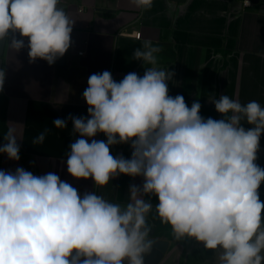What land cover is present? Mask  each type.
I'll list each match as a JSON object with an SVG mask.
<instances>
[{"label": "clouds", "instance_id": "9594fccd", "mask_svg": "<svg viewBox=\"0 0 264 264\" xmlns=\"http://www.w3.org/2000/svg\"><path fill=\"white\" fill-rule=\"evenodd\" d=\"M150 9L153 0H132ZM60 0H0V39L11 33L28 38L29 55L52 64L70 46L72 21ZM249 5V0H245ZM20 48L23 40H14ZM159 47L145 41L133 58L146 68L116 82L110 71L91 74L83 92L88 117L69 116L73 134L67 172L91 178L103 187L119 174L142 176L131 186L125 207L86 193L53 173L43 176L18 167L0 170V264H143L150 246L146 216L152 204L139 194L158 198L156 212L177 237L188 236L207 249L220 248L221 264H262L264 202L259 188L264 168L256 161L264 133V107L241 104L228 95L213 99L224 118L201 116V103L189 107L183 95H169L172 73L157 66ZM0 72V86L3 84ZM244 120L252 127L241 125ZM64 129V119L53 121ZM98 133L107 142L89 139ZM41 133L33 143H42ZM0 153L20 159V146L9 129ZM130 143L131 159L114 157L110 147Z\"/></svg>", "mask_w": 264, "mask_h": 264}, {"label": "crops", "instance_id": "0c3cea01", "mask_svg": "<svg viewBox=\"0 0 264 264\" xmlns=\"http://www.w3.org/2000/svg\"><path fill=\"white\" fill-rule=\"evenodd\" d=\"M61 2L72 21L65 66H59L56 59L49 64L31 58L28 38L8 34L0 93L8 98L7 126L14 130L20 159L11 160L0 153V170L15 172L22 167L37 176L53 173L76 188L81 198L86 193L96 194L122 208L131 202V186L142 187V176L119 174L100 187L91 178L76 179L67 172L69 146L80 138L73 134L68 117H88L83 92L91 74L108 70L116 82L130 72L142 76L149 66L134 59L133 53L137 48L143 50L145 41L161 49L155 53L157 66L172 73L167 81L169 95H183L189 107L199 101L205 119L224 118L212 103L221 95L241 104L255 100L264 107L263 1L253 0L247 5L245 0H153L147 10L132 0ZM134 31H141V37L134 36ZM14 40H23V46L14 47ZM57 118L64 119L67 127L56 128L53 121ZM241 125L252 127L244 120ZM41 133L45 134L44 141L33 143ZM87 139L107 142L103 133ZM110 153L131 159L132 148L130 143L116 144L110 147ZM256 163L264 168V133ZM259 193L264 202V182ZM139 198L150 202L152 208L158 204L152 194L141 193ZM183 237L182 243L176 240L172 244L170 240L159 264H168L165 259L176 246L181 248L179 264H221L222 249H207L195 238ZM127 263L125 259L123 264Z\"/></svg>", "mask_w": 264, "mask_h": 264}, {"label": "water", "instance_id": "95a60500", "mask_svg": "<svg viewBox=\"0 0 264 264\" xmlns=\"http://www.w3.org/2000/svg\"><path fill=\"white\" fill-rule=\"evenodd\" d=\"M262 1L264 2V0H256V3ZM64 7L65 4L62 3L60 0L58 8L63 9ZM7 37L8 35L0 39V71L3 63L2 56L7 42ZM56 62L59 66H65L67 63L66 52L62 57L56 58ZM145 242L148 243L150 246L144 253L141 254L143 264H159V262H161V260L165 257L166 252L168 251V248L170 246V240L165 237L156 236L155 228H151L148 237L145 239ZM127 264H129V262Z\"/></svg>", "mask_w": 264, "mask_h": 264}, {"label": "trees", "instance_id": "16d2710c", "mask_svg": "<svg viewBox=\"0 0 264 264\" xmlns=\"http://www.w3.org/2000/svg\"><path fill=\"white\" fill-rule=\"evenodd\" d=\"M7 108H8V98L6 95L0 93V145L3 146L7 141L4 139V136L8 132L7 126ZM148 234L151 228H155V235L160 237H165L171 241L176 240L177 236L173 232L171 226L167 223H164L159 218L156 208L147 214L146 218Z\"/></svg>", "mask_w": 264, "mask_h": 264}, {"label": "rangeland", "instance_id": "374dc122", "mask_svg": "<svg viewBox=\"0 0 264 264\" xmlns=\"http://www.w3.org/2000/svg\"><path fill=\"white\" fill-rule=\"evenodd\" d=\"M216 112V111H215ZM146 218H147V216H146ZM146 221H148V220H146ZM146 226H147V222H146ZM150 231V230H149ZM184 237H177L176 238V240H178V241H176V240H174L173 242H172V244L175 242V243H182L184 240ZM181 248L179 247V246H176V249L175 248H173V250L167 255L168 256V258H166L165 259V261H167V263L168 264H172V258H173V260H175V263L174 264H179V261L181 262ZM175 252V253H174ZM174 254V255H173ZM172 257V258H171Z\"/></svg>", "mask_w": 264, "mask_h": 264}, {"label": "built area", "instance_id": "2783aa9c", "mask_svg": "<svg viewBox=\"0 0 264 264\" xmlns=\"http://www.w3.org/2000/svg\"><path fill=\"white\" fill-rule=\"evenodd\" d=\"M252 3H253V0H249V5H252ZM247 5H248V4H247ZM132 34H133L134 36L138 37V38L141 37V31H134V32H132ZM81 53H82V52H81Z\"/></svg>", "mask_w": 264, "mask_h": 264}]
</instances>
